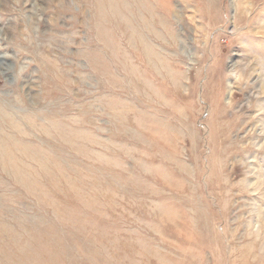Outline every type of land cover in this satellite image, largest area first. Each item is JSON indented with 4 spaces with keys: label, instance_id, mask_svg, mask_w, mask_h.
Here are the masks:
<instances>
[{
    "label": "rangeland",
    "instance_id": "rangeland-1",
    "mask_svg": "<svg viewBox=\"0 0 264 264\" xmlns=\"http://www.w3.org/2000/svg\"><path fill=\"white\" fill-rule=\"evenodd\" d=\"M0 144V261L264 264V0H0Z\"/></svg>",
    "mask_w": 264,
    "mask_h": 264
},
{
    "label": "bare ground",
    "instance_id": "bare-ground-1",
    "mask_svg": "<svg viewBox=\"0 0 264 264\" xmlns=\"http://www.w3.org/2000/svg\"><path fill=\"white\" fill-rule=\"evenodd\" d=\"M1 128H3L2 126H1ZM9 139V138H8ZM10 140V139H9ZM8 142V141H7ZM0 146L2 147V145L0 144ZM4 156V155H3ZM7 156L5 155V158H6ZM12 157V156H11ZM10 158V157H9ZM5 222V221H4ZM18 262V261H17ZM46 262V261H45ZM0 264H15L14 262H12V261H0ZM23 264H24V261H23Z\"/></svg>",
    "mask_w": 264,
    "mask_h": 264
}]
</instances>
